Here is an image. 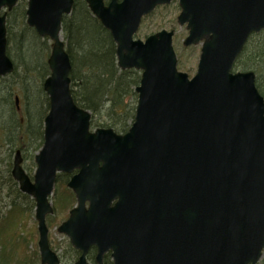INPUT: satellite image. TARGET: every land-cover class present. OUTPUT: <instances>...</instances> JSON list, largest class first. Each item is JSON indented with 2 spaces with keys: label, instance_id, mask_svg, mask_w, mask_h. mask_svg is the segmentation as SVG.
<instances>
[{
  "label": "water",
  "instance_id": "obj_1",
  "mask_svg": "<svg viewBox=\"0 0 264 264\" xmlns=\"http://www.w3.org/2000/svg\"><path fill=\"white\" fill-rule=\"evenodd\" d=\"M19 1L0 0V78L14 71L2 12ZM173 1L85 0L116 44L118 67L142 72L134 122L118 135L91 131V113L72 97L61 30L74 0H27V25L52 42L43 84L49 113L33 180L20 151L11 175L35 201L41 264H61L46 218L57 174L75 170L67 186L77 207L58 229L81 252L75 264H88L92 247L98 264L109 251L113 264H258L263 257L264 97L255 73L233 67L251 35L264 31V0L179 1L184 46L202 43L193 78L178 70L174 32L135 39L142 19ZM114 201L112 210L125 212L124 242L106 239L104 214Z\"/></svg>",
  "mask_w": 264,
  "mask_h": 264
},
{
  "label": "trees",
  "instance_id": "obj_2",
  "mask_svg": "<svg viewBox=\"0 0 264 264\" xmlns=\"http://www.w3.org/2000/svg\"><path fill=\"white\" fill-rule=\"evenodd\" d=\"M74 1L72 14L62 22V34L72 63V97L79 107L92 113V128H112L117 133L124 134L131 126L129 121L134 120L136 107L133 108L130 101L135 99L137 103L135 89L140 83L141 75L135 70L119 69L116 45L111 35L91 14L84 0ZM20 2L18 16L23 19L24 24L20 32L13 33L9 29L13 20L7 17V55L14 62L15 69L10 76L0 79V193L6 194L5 200H8L4 210H0V264H10L8 260L16 257L17 264H34L39 259L37 250L32 253L29 261L26 258L29 244L34 243L37 247L35 229L28 227L35 202L19 191L12 178L11 168L13 155L17 150L22 152L25 162L33 160L35 152L43 146V123L49 112V100L43 91V83L50 74L46 59L51 47L46 45L45 49L34 30L24 22L27 3L25 0ZM86 25L97 26L98 34L86 30ZM98 37L100 41L97 40ZM33 38L39 43V57L44 61L41 65L32 64L26 57V44ZM48 42L47 39L46 44ZM252 53L255 58L263 60L264 44L258 49L252 48L249 55ZM19 55L25 56L26 61L24 59L18 62L16 58ZM238 63L240 60L236 65ZM237 66L246 67L244 63ZM259 89L263 93L262 88ZM17 96L20 99V110L16 105ZM37 110L42 112V116L32 125L33 112ZM4 161L7 165L2 167ZM60 179L65 182L64 176L58 178ZM72 203L75 204V197L67 189L58 202L56 199L55 215L62 210L61 213L66 215L73 207ZM58 221L59 218H49V227L53 228ZM16 251L17 256L12 257ZM73 252L75 257L78 256L76 251Z\"/></svg>",
  "mask_w": 264,
  "mask_h": 264
},
{
  "label": "rangeland",
  "instance_id": "obj_3",
  "mask_svg": "<svg viewBox=\"0 0 264 264\" xmlns=\"http://www.w3.org/2000/svg\"><path fill=\"white\" fill-rule=\"evenodd\" d=\"M26 1V0H25ZM108 1V0H106ZM21 2H19L18 6L20 5ZM27 3V2H26ZM27 9V7H26ZM180 6H179V0H174V2L170 5L167 6H162L157 8L150 16L146 17L143 19L140 29L136 35V38L145 41V39L153 34L159 33L163 30L168 31V32H174V37H173V48L177 56V63H178V69L180 72L186 73L189 75V77H193L196 72H197V66L201 54V48L202 44H199L197 46H192V47H185L184 46V41L188 36V30L186 29V26H181L177 22V18L180 14ZM20 12V6L14 9L12 13H10L7 17H11L12 25L9 26V29L13 33H18L20 32L21 28L23 27V19H21L20 16H18V13ZM26 20V18H25ZM24 22L26 23V21ZM8 22V19H7ZM86 30L91 31L92 33L98 34V28L95 25H86L85 26ZM64 39V37H63ZM40 42L42 46L46 49V45H49L51 47V42L49 41L48 44L47 38H40ZM97 40H101L100 37L97 38ZM65 41V39H64ZM66 45L67 42L65 41ZM264 44V32L253 36L249 43L247 44V47L242 55L240 57V63L238 64H243L246 66L245 68H242L241 66H237L234 68V71L236 72H247V71H252L256 75V86L258 90L260 91L259 87L262 88L263 93L261 92V95L264 97V57L263 60L258 59V57H254L253 53L251 55L250 52L252 48H257L262 47ZM26 49L28 50V53L26 54V57L31 61L32 64H39L41 65L42 62L40 60V49H39V43L38 41L33 38L28 41L26 44ZM51 52V51H50ZM49 53V52H48ZM49 54H47V59H48ZM23 55H19L16 59L18 62L23 61L25 58ZM45 56L44 59L45 60ZM46 59V61H47ZM242 60V62H241ZM26 61V59H25ZM141 75V72H139ZM131 106L134 108L137 106V103L135 102V99L130 101ZM42 116V112L37 110L33 112V120H32V125H35L38 121V119ZM132 123V121H129V125ZM5 149H3L4 151ZM40 152V149L35 152L33 160H27L24 162V169L25 171L30 174L31 177H33L35 171H36V164H35V156ZM13 155V160H14ZM7 162L4 161L2 163V167L6 164ZM12 170V168H11ZM58 180V182L55 185V190L54 194L51 197V203L52 206L57 207L56 204V199L57 202L61 198V194L67 190L66 186V181L67 178ZM60 182V183H59ZM1 194V193H0ZM6 194H1L0 195V210L3 211L5 206L8 203V200H5ZM74 206V203H72ZM63 211V210H62ZM59 211L57 214L52 216L54 217L55 220L59 218V221L57 224L53 226V228H50L49 232V239H50V244L52 249L59 254L60 259L62 261V264H74L77 258L75 257V254L72 252V249L70 248V242L69 239L63 235L58 233L57 229L58 226L62 221L66 219L68 216V211L65 214H62ZM51 217V218H52ZM49 220V219H48ZM48 222V221H47ZM28 227L30 229H35V235L34 237L36 238V244L38 241V233H37V223L35 221V209L33 210L32 218L28 220ZM37 250L38 257H39V250L38 246L34 243L29 244L27 250H26V258L29 261L32 253ZM18 251L14 252L12 254V257L17 256ZM10 264H17V257L14 258L13 260H8ZM8 263V262H7ZM34 264H41L40 258L36 261L33 262ZM259 264H264V255L262 260L259 262Z\"/></svg>",
  "mask_w": 264,
  "mask_h": 264
},
{
  "label": "flooded vegetation",
  "instance_id": "obj_4",
  "mask_svg": "<svg viewBox=\"0 0 264 264\" xmlns=\"http://www.w3.org/2000/svg\"><path fill=\"white\" fill-rule=\"evenodd\" d=\"M76 173L77 172H74V174L72 175L62 174L59 177L64 176V179L67 178L66 181V185H67L70 179L72 178V176H74ZM115 204L116 201H114L111 204V208L108 209L109 212L104 214V223L106 225V232H105L106 239L108 241L115 240L119 242H124V235L126 234L125 231L126 222H124L125 212H123L122 210H118V211L112 210ZM167 215H168L167 212L164 210H160L158 212V216L161 218H167ZM160 223H164V222H160ZM96 258H97L96 248H91L87 256V261L89 262V264H97ZM102 264H113L111 252H108L103 256Z\"/></svg>",
  "mask_w": 264,
  "mask_h": 264
},
{
  "label": "bare ground",
  "instance_id": "obj_5",
  "mask_svg": "<svg viewBox=\"0 0 264 264\" xmlns=\"http://www.w3.org/2000/svg\"><path fill=\"white\" fill-rule=\"evenodd\" d=\"M13 11V10H12ZM11 11V12H12ZM10 12V13H11ZM7 48H8V45H7ZM6 52H7V50H6ZM10 76V75H9ZM8 77V76H7ZM46 80V79H45ZM45 82V81H44ZM44 84V83H43ZM44 91V90H43ZM45 93V92H44ZM83 109V108H82ZM85 110V109H84ZM86 111H88V110H86ZM90 112V111H89ZM91 113V112H90ZM91 118H92V113H91ZM26 172V171H25ZM36 172V171H35ZM27 173V172H26ZM27 175L31 178V180H33V177H34V175H35V173H34V175H33V177H31L30 176V174H28L27 173ZM58 182V177H56V182H55V185H56V183ZM54 190H55V187H54ZM54 190H53V193H52V195H51V197L53 196V194H54ZM24 195H26V194H24ZM26 196H28V195H26ZM51 197H50V202H51ZM37 233H38V230H37ZM48 238H49V235H48ZM38 243H39V233H38V241H37V246H38ZM49 244H50V239H49ZM71 245V244H70ZM50 248L52 249V247H51V244H50ZM71 249H72V252L73 251H75V249L73 248V246L71 245V247H70ZM38 250H39V247H38ZM53 250V249H52ZM54 251V250H53ZM55 252V251H54ZM56 253V252H55ZM74 253V252H73ZM57 255H58V257H59V259H60V256H59V254L58 253H56ZM80 256H81V254H78V256H76V258H77V260L75 261V263L78 261V259L80 258ZM39 258H41L40 257V251H39ZM60 263L62 264V261H61V259H60ZM74 263V264H75Z\"/></svg>",
  "mask_w": 264,
  "mask_h": 264
}]
</instances>
